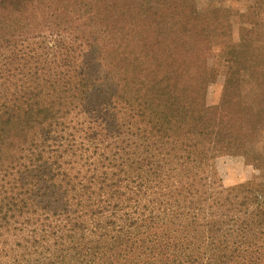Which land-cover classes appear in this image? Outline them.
Wrapping results in <instances>:
<instances>
[{
  "label": "trees",
  "instance_id": "1",
  "mask_svg": "<svg viewBox=\"0 0 264 264\" xmlns=\"http://www.w3.org/2000/svg\"><path fill=\"white\" fill-rule=\"evenodd\" d=\"M1 1L0 264H264V0Z\"/></svg>",
  "mask_w": 264,
  "mask_h": 264
},
{
  "label": "rangeland",
  "instance_id": "2",
  "mask_svg": "<svg viewBox=\"0 0 264 264\" xmlns=\"http://www.w3.org/2000/svg\"><path fill=\"white\" fill-rule=\"evenodd\" d=\"M198 0H173L176 7L194 11ZM16 2L4 3L0 0V18H8L15 14ZM244 148L243 129L230 118H222L219 122L214 148V159L220 176L226 183H238L246 178V165L243 163Z\"/></svg>",
  "mask_w": 264,
  "mask_h": 264
}]
</instances>
